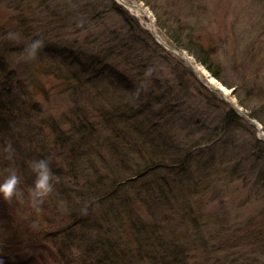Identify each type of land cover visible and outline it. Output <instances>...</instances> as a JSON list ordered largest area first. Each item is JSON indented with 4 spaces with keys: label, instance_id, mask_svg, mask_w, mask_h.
<instances>
[{
    "label": "rangeland",
    "instance_id": "rangeland-1",
    "mask_svg": "<svg viewBox=\"0 0 264 264\" xmlns=\"http://www.w3.org/2000/svg\"><path fill=\"white\" fill-rule=\"evenodd\" d=\"M127 1L142 5L149 14L148 17H144L131 7L130 10L126 9L130 14L134 13L137 16L144 28H148L149 22H152L157 33L164 40L166 39L163 34L169 38L180 36L185 47L190 46L191 42L201 46L210 54V64L218 67L222 77L216 78L206 66L187 52L191 62L201 73L202 83L212 91L204 94L198 86V83H202L188 62L185 61L191 70L183 64L177 65L176 58L168 54L164 46L161 45V49H154L151 45L147 48L143 46L140 51L142 60L145 64L147 62L152 64L153 74L160 77L159 85L156 87L157 82L150 85L149 81H138V77H133L134 83L131 85L136 86V92L145 87L143 92L148 91L151 94V87L154 86V95L165 94L166 100L162 104L166 103L154 114L157 116L154 121L159 123L156 129H167V100L172 102L171 104L176 103L175 107L173 106L175 120L171 124L175 128H180L178 131L181 130L185 135L187 145L198 147L197 149L204 147L205 152L207 151L206 157L213 155L217 162L221 160L225 165L234 164L237 159L247 157V160L242 158L241 165L242 167L250 165L251 170H248L250 178L244 182L235 178L231 172L228 178H225V175L222 178L223 181L228 180L224 185L218 184L219 192L215 186L214 194L205 199L192 196L191 200L196 207L194 212L199 216L197 222L190 221L194 218L190 216L183 218L182 221L177 220L176 214L162 206L157 210L159 217L150 215L146 203L149 202L147 199H153V195L148 193V189L158 186V180L152 183L151 179H158L166 174V171L163 169L151 171L133 181L134 178L129 173L119 170V166L115 164V158L119 156V152L122 153L117 148L118 144L116 143V146L112 143L118 153L115 154L111 145L109 147L104 145L101 149L92 147L93 144H98L96 142L92 144L91 137L87 135L77 141H81V144L79 142L77 145L76 152L84 150L86 151L84 156L73 157L71 143L65 142L66 138L62 136L69 137L73 132L75 122L73 110L77 106L74 101L77 99L63 84L61 75L66 71L65 65L59 64L54 57L42 54V51L49 46L65 45L71 50L88 49L90 55L94 57L102 56L108 46L120 45L123 39L134 36L133 29H130V25L121 14L111 8L107 0H83V2L95 3L97 10L94 16L88 15V18L73 26L69 25L72 23V19L69 21L72 18L71 12L76 7L73 0H0V59L4 62L6 70L13 69V74L23 80V86L28 92L26 95L32 98L34 93V99L39 101L41 107L37 119L32 123V129L31 125L26 123L25 117L21 118L23 131L18 130L21 131V142L17 146L22 153L20 158L16 152L13 158L8 157V146L4 145L6 142L0 135V177L6 174L9 167H16L22 176L20 186L24 189L23 200L14 199L7 202L0 197V259L3 260V264H80L82 262L81 251L76 245L66 248L64 242L66 233L61 234L56 230L66 228L67 231L68 228L65 226L80 216L69 233V236L73 234L77 237L80 232L85 231V225L80 221L85 220L84 216L89 219L95 211L92 209L84 213L81 207H77L78 201L75 203L70 201L69 208L60 210L61 203H55L57 198L55 194L54 196L48 194L42 204L34 205L28 189L34 181L35 174L30 173L33 171L29 167V162L37 156L38 158L42 156L49 161L51 167L53 165L64 168L65 176L53 177V181L62 180V189L70 185L71 187L65 192L73 188V182L80 183L79 186L82 188L86 175H91V167L98 171V175L107 174L108 169L112 168L119 177L128 180L125 181V191L129 197H132L135 212L129 218L130 222L138 219L137 222L143 224L161 220V225L165 224L166 227L167 221H164L163 216L165 214L175 216V220H171L173 223L171 227H174L175 234L179 233L178 238L187 240V243V231L184 230L190 229V233L194 234L198 231L196 229L198 227L202 230L201 237L198 236L188 251L192 256L189 259L191 264H264V237L259 241L260 237L254 238L253 235L254 232L264 230V223L261 221L264 219V139L262 138L264 136V0ZM119 5L124 7L123 4ZM18 15L28 21L37 20L38 24L42 25L40 28L46 29L36 35L44 40V45L33 59L24 57V46L32 37L28 36L24 25L21 23L22 26L19 25ZM64 20H66L65 24ZM158 20L165 24V28L159 26L160 32L155 26ZM9 32H15L18 38L9 39ZM135 34V37L141 35L139 32ZM144 37L145 34L141 35L142 42L134 43L133 49L120 48L114 51L115 56L111 57L109 62L116 68V73L131 74L136 71L132 69V72L127 71L131 67L125 63L129 60L134 62L139 48L143 45ZM103 67L101 64V68ZM188 70L192 71L193 77ZM107 74L108 69L105 75ZM100 78L98 80L101 83L106 81ZM129 80L130 78H127V81ZM222 80L231 83L232 86L226 85ZM4 83L5 77L1 75L0 88L5 87ZM209 85H218L224 92ZM138 97L144 100L146 95L140 94ZM141 98L138 102L142 101ZM97 99L94 96L89 99V103L99 104L103 108L106 103H101ZM228 101L235 103L242 110V112L235 110L239 119L230 125L223 120V115L230 107ZM30 104H27V109L32 113ZM160 111L162 112L159 113ZM249 112L255 114V117H251L259 123L257 126L244 117L243 113ZM149 127L151 126H143V128ZM14 128L11 127V131ZM164 133L163 140L167 139V131ZM182 134L180 135L183 137ZM56 136H61L63 142L55 143L58 140ZM100 136L105 137L103 139L105 140L112 134L103 130ZM122 142H125V139ZM203 142H206L207 146L201 145ZM9 143L8 139V145L13 146V143ZM136 157L134 160L137 161L138 168L143 167L142 161L139 160L141 155ZM70 165H74L75 176L68 177ZM230 171L229 169V173ZM120 172L124 175L122 176ZM104 181L107 183L109 177ZM161 182L162 180H159V183ZM147 183L152 184L147 185ZM54 187L53 191H58L57 185ZM81 192L85 193L86 189L83 191L78 189V193ZM142 198L145 203L142 202ZM65 202L66 200H63L62 204ZM104 204L109 206L110 202ZM114 215L116 214L111 213L106 216L116 228L118 224ZM115 232L117 233V230ZM129 232L130 229L126 225L120 233L121 237L114 236L115 245H130L132 242L127 241L130 237ZM137 233L140 240L156 243L154 236L145 234L142 229ZM100 235L105 236L102 232ZM145 259L148 258H143V262H148ZM125 262L121 261V264ZM134 264H140V259L137 258Z\"/></svg>",
    "mask_w": 264,
    "mask_h": 264
},
{
    "label": "trees",
    "instance_id": "trees-1",
    "mask_svg": "<svg viewBox=\"0 0 264 264\" xmlns=\"http://www.w3.org/2000/svg\"><path fill=\"white\" fill-rule=\"evenodd\" d=\"M73 1L76 7L72 10L73 12H71L72 18H70L69 21L72 19V25L69 24L70 26L80 23L82 20L88 18V15H95L97 10L95 3L91 4L89 2H83V0ZM107 1L111 4V8H114L121 14L123 19L130 25V29H133L132 32H139L141 35L145 34L143 45L139 48L134 62L129 60L125 63V65L131 67L127 71H136L131 74L116 73V68L109 62V60L112 59L111 57L115 56V50L118 51L120 48L122 50L133 49L134 43L141 41V35L135 37V33L134 36L123 39L120 45L108 46L104 49L103 55L98 57L90 55L88 49L71 50L65 45H52L54 48L49 46L47 49H44L42 54L54 57L59 64L65 65L64 68L66 71L61 75L63 84L70 90L72 96L75 95L77 99V101H74L77 106H75L73 110V114H75L73 132L69 137L60 135L66 138L65 142L68 141L71 143V150L74 151L73 157L84 156L83 154L86 151H76L79 142L81 144V141L77 142L78 139H83L86 135L87 137H91L92 144L95 142L98 144H93L92 147H98L99 149L104 145L106 147L111 145V148L115 150L112 143L115 145L117 143L118 146H116L122 153L119 152L118 154L115 150V154L119 155L115 158V164L119 166V170L122 169L124 173H129L131 177L134 178L133 181L144 177L151 171L165 170L166 174H163V176L158 179H151L152 183L158 180V186L148 189V193L153 195V199L151 200L146 198L147 201H149L146 205L150 211V215L159 217L160 214L157 210H160L162 206L164 209L174 213V215L176 214L177 220L182 221L183 218L186 219L190 216V218L194 217L190 219V221L197 222L199 216L194 212L196 211V207L191 197L195 196L199 199H205L209 195L214 194L215 186H217V191L219 192V185H224L226 181H228H223L222 178H224V175L225 178H228L231 172L235 175V178L245 182L247 178H250L248 177V170L251 169L249 168L250 165L242 167L241 161L242 158L247 160V157L237 159L233 167V163L225 165L221 160L217 162L213 155L206 157L205 154L207 151L205 152L204 147L202 149H197L198 147H190L189 144L187 145L188 141L185 135L182 134L181 130L178 131L180 128L176 127V130L171 124L172 121L175 120L173 116L175 108H173V106L175 107L176 103L171 104L172 102H169V100H167V129H156L159 123L154 121L157 117L154 116V114H156L158 108L162 109L161 106L166 103L164 102L162 104V102L166 100L165 94L160 93L154 95V86L151 87V94L148 91L145 93L143 92L145 87L140 88V90L138 89L136 92V86L134 85L133 87L131 84L134 83L133 77H138V81H149L150 85L157 82L155 84L156 87L159 85L158 81L160 77L153 74L151 63L149 64L147 62V64H145L140 55V51L143 46L147 48L148 45H151L154 49H161V45L155 40L148 28L141 26L136 16L130 14L128 10L120 6L115 0ZM72 4L74 3L72 2ZM18 23L20 26H25V31H27L28 36L32 38L37 37L36 35L46 30L45 28H40L42 25H39L37 20L28 21L25 20V18L19 17ZM65 23L66 20H64V24ZM164 25L165 24H162L160 20L155 22L158 32L161 30L160 27L165 28ZM46 28H49V26H46ZM163 36L167 42L175 48L186 53L188 52V54L190 52L198 62L206 66L216 78H222L218 67L210 64V54L204 51L201 46L191 42L190 46L185 47L182 45L183 42L180 40V36H172V38H169L165 34H163ZM167 53L176 58L178 61L177 65L183 64L187 69H190L185 61L178 55L176 56V54L169 50ZM101 64H103V68H101ZM107 69L108 74L105 75ZM191 72L192 71H189L193 77ZM13 73V69H5L4 62L0 59V76L4 75L5 77V83L3 85L5 87L0 88V135H2L1 139L5 140L6 143H4V145L6 147L8 146V139L10 143H13L12 149L15 150L14 152L18 153V157L20 158L22 153L17 146L21 142V131L18 130L22 129L23 131V121L21 118L25 117V121L27 120L26 123H29L32 129V123L37 119L41 107L39 101L34 99V93H32V98L26 95L28 92H26L25 86H23V80L17 78ZM114 74L117 77L114 76ZM99 78L101 80L106 79V81L104 80L101 83L98 80ZM127 78H130V80L127 81ZM222 81L226 85L232 86L231 83H227L224 80ZM104 85L107 86L105 87ZM179 85H181V82ZM198 86L204 91V94L212 92L202 84L198 83ZM140 94L146 95V98L143 100L141 97H138ZM86 95L87 97H85ZM94 96H96L98 98L97 100L101 103L105 102L106 105L102 108L99 104H90L89 99H92ZM87 98L88 100H86ZM140 98L142 101L138 102ZM28 103H31L30 108L32 113L27 109ZM161 112L162 111L159 113ZM248 114L255 117L253 112H249ZM92 115H94V117H92ZM238 119L239 116L237 112L232 107H228L223 115L225 123L230 125V123H236ZM98 123L100 126H97L99 125ZM144 125L151 127L143 128ZM11 127H15L14 130L11 131ZM103 130L110 132L112 136L103 140L105 137L103 138L100 136ZM166 131L167 139L163 140L165 135L164 132ZM180 134H182L183 137ZM61 136H56L58 140H54L55 143L59 141L63 142ZM124 139L125 142H122ZM206 142H203V144L201 143V145L207 146ZM139 154L141 155L139 160L142 161L143 167L138 168L137 161H135L134 158H137L136 156H139ZM41 158L44 157L41 156ZM36 159H38V156ZM91 160H93V158ZM51 168L54 171L53 177L56 178L60 176V178H62L65 176L64 168L61 169L53 165ZM68 169V177L72 175L75 176L74 165H70ZM90 169L92 170L91 175H86V180L82 188L79 186L80 183L73 182V188L65 192L71 186L67 185L62 189V180H55L53 183L56 182L54 186L57 185L58 191L50 193L53 196L54 194L57 196L55 203H61L59 205L60 210L69 208L70 201L72 203L78 201L77 207H81L84 213L90 212L92 209L95 211V214L89 219H86L87 216H84L85 220L80 221L82 225H85V231L80 232L77 237H74L73 234L69 236V233L73 226L77 224L76 219L80 218V216L76 217L75 220L65 226L68 228L67 231L66 228L56 230L61 234L66 233L64 239L66 248L76 245L79 251H81L80 258L82 262H80V264H121V261H126L124 264H134L137 258L140 259V264H191L189 259H191L192 256L191 253L188 252L189 247L197 240L198 236L201 237L202 230L195 227L198 231L194 232V234L192 232L190 233V229L184 230L187 231V243V240L178 238L179 233L175 234L173 231L174 227H171L173 224L171 220H175V216L173 217L167 214L163 216L164 221H167L166 227H164L165 224L164 226L161 225V220L143 224L138 223V219L130 222L129 218H131L135 212L133 209L134 203L132 202V197H129L125 191V181L127 182L128 180L119 177L112 168L108 169L107 174L101 175H98V171L95 168L91 167ZM229 169L231 170L230 173ZM30 173L32 174L34 172ZM120 173L122 176L124 175L123 172ZM107 177H109V181L106 183L104 180ZM159 180H162V182L159 183ZM149 183H147V185ZM257 183H259V180ZM78 189L81 191L86 189V192L78 193ZM63 200H66V202L62 204ZM144 201L145 200L142 198V202ZM105 202H110L109 206H105ZM111 213L116 214L114 215L116 217V223L118 224L116 228L107 220L106 215ZM261 221L264 223V219ZM126 225L130 229V237L128 240H125L132 243L125 246H116L114 236H116V238L121 237L120 233ZM140 229L147 235H153L156 243L151 244L150 240L147 242L140 240L137 233ZM115 230H117V233ZM101 232L105 234L104 237L100 235ZM253 235L254 238L259 236V241H262L264 230L262 229L261 231L254 232ZM131 238H133V240ZM143 258H148L145 259L148 262H143Z\"/></svg>",
    "mask_w": 264,
    "mask_h": 264
},
{
    "label": "clouds",
    "instance_id": "clouds-1",
    "mask_svg": "<svg viewBox=\"0 0 264 264\" xmlns=\"http://www.w3.org/2000/svg\"><path fill=\"white\" fill-rule=\"evenodd\" d=\"M8 38L16 40L17 34L9 32ZM44 45V40L39 36L30 39L24 46V57L27 59L35 58ZM14 155L12 145H8V157L11 159ZM29 167L35 174L34 181L28 189L29 197L34 205L39 206L44 198L54 190L53 170L46 158H38L29 162ZM22 176L18 168L9 167L6 174L0 177V197L5 201L11 202L23 200L24 189L21 185ZM0 264L3 260L0 259Z\"/></svg>",
    "mask_w": 264,
    "mask_h": 264
},
{
    "label": "water",
    "instance_id": "water-1",
    "mask_svg": "<svg viewBox=\"0 0 264 264\" xmlns=\"http://www.w3.org/2000/svg\"><path fill=\"white\" fill-rule=\"evenodd\" d=\"M119 2H120L121 4H123L124 6H128V7H131V8L139 9L140 12H141L142 14H145V10L141 8V5H140V4H137V3H128V2H126L125 0H119ZM149 27H150V30L152 31L153 35L156 37V39H157L162 45H164L166 48H168V49H170V50H172V51H174V52L180 53L181 56H182L185 60L189 61V59H188V57L186 56V54H185L184 52H180V51H178L176 48H174V47L171 46L169 43H167V42H166V41H165V40H164V39H163V38L157 33V31L155 30L154 26H153L151 23H150ZM193 68H194V67H193ZM194 72L196 73V75L198 76V78L201 80V73L199 72V70H197L196 68H194ZM210 87L215 88V89H218V90L221 91L222 93L224 92V90H223L221 87H219V86H210ZM228 102H229L230 106H231L233 109H235L237 112H239V111L242 112L241 108L238 107L235 103L230 102V101H228ZM243 115H244V117H245L246 119L250 120L254 125L257 126V124H259V123H258L255 119H253L249 114H245V113H243ZM262 138L264 139V136H263Z\"/></svg>",
    "mask_w": 264,
    "mask_h": 264
},
{
    "label": "bare ground",
    "instance_id": "bare-ground-1",
    "mask_svg": "<svg viewBox=\"0 0 264 264\" xmlns=\"http://www.w3.org/2000/svg\"><path fill=\"white\" fill-rule=\"evenodd\" d=\"M218 86V85H217Z\"/></svg>",
    "mask_w": 264,
    "mask_h": 264
}]
</instances>
